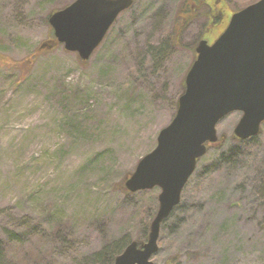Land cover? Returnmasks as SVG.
<instances>
[{
    "label": "rangeland",
    "instance_id": "obj_1",
    "mask_svg": "<svg viewBox=\"0 0 264 264\" xmlns=\"http://www.w3.org/2000/svg\"><path fill=\"white\" fill-rule=\"evenodd\" d=\"M75 1L0 0V264H110L158 210L160 189L124 180L175 118L204 21L183 28L185 0H135L82 61L48 22ZM256 1L223 0L228 14ZM241 117L218 124L224 144L162 224L154 264H264V125L235 141Z\"/></svg>",
    "mask_w": 264,
    "mask_h": 264
},
{
    "label": "water",
    "instance_id": "obj_2",
    "mask_svg": "<svg viewBox=\"0 0 264 264\" xmlns=\"http://www.w3.org/2000/svg\"><path fill=\"white\" fill-rule=\"evenodd\" d=\"M134 2L76 0L49 24L58 44L88 61ZM196 53L175 118L124 180L128 193L161 191L148 239L131 242L114 264H154L162 224L180 205L198 162L220 141L217 126L225 117L242 113L233 136L239 141L258 136L264 124V0L234 14L223 35L212 46L202 41Z\"/></svg>",
    "mask_w": 264,
    "mask_h": 264
},
{
    "label": "flooded vegetation",
    "instance_id": "obj_3",
    "mask_svg": "<svg viewBox=\"0 0 264 264\" xmlns=\"http://www.w3.org/2000/svg\"><path fill=\"white\" fill-rule=\"evenodd\" d=\"M259 1L260 0L252 3L251 5ZM248 6L237 9L234 12L230 11V16L227 19L229 15L227 12L229 11L226 10L223 0H185V3L177 9L176 17L178 18V22H182L185 30L191 28L196 22L203 20V30L199 44L202 41H206L210 46H212L226 31L232 16ZM178 31L182 32L180 28ZM199 44H196L193 50L194 59L189 71L197 58L196 50ZM183 86V89L185 90V82Z\"/></svg>",
    "mask_w": 264,
    "mask_h": 264
},
{
    "label": "trees",
    "instance_id": "obj_4",
    "mask_svg": "<svg viewBox=\"0 0 264 264\" xmlns=\"http://www.w3.org/2000/svg\"><path fill=\"white\" fill-rule=\"evenodd\" d=\"M54 39V38H53ZM58 46H60V45H58ZM222 144H224V141H223V139H220V141L216 144V145H214V146H212V148H218V147H220ZM211 148V149H212ZM149 225H147V227H148ZM149 230H150V227H149ZM149 230H148V235H149ZM147 239H148V237H147ZM137 241H139V242H144L143 240H137ZM131 243V242H130ZM130 243H126L121 249H118V248H115V250L114 251H116L115 252V254H113V250L111 251V252H109L108 254L107 253H104L103 255H101V257H103L104 259H103V263L104 262H106V260H108V259H110L111 258V263L110 264H114V261H115V259L125 250V248L130 244ZM100 258V257H99ZM108 264V263H107Z\"/></svg>",
    "mask_w": 264,
    "mask_h": 264
}]
</instances>
